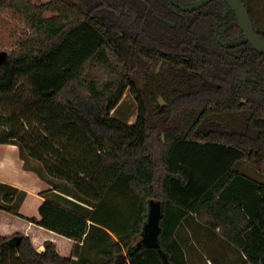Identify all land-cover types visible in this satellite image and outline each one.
Returning a JSON list of instances; mask_svg holds the SVG:
<instances>
[{
  "label": "trees",
  "instance_id": "1",
  "mask_svg": "<svg viewBox=\"0 0 264 264\" xmlns=\"http://www.w3.org/2000/svg\"><path fill=\"white\" fill-rule=\"evenodd\" d=\"M241 1L264 38V0ZM4 8L37 36L0 64V143H16L25 165L38 161L92 207L45 199L40 217H27L11 188L0 210L73 240L72 252L93 223L117 239L95 263L50 239L38 251L0 222V264H188L174 236L188 213L247 264H264V183L233 169L252 160L264 174V52L241 42L224 0L190 11L170 0H0ZM127 89L132 123L111 114ZM151 198L162 202L158 246L138 244Z\"/></svg>",
  "mask_w": 264,
  "mask_h": 264
},
{
  "label": "crops",
  "instance_id": "2",
  "mask_svg": "<svg viewBox=\"0 0 264 264\" xmlns=\"http://www.w3.org/2000/svg\"><path fill=\"white\" fill-rule=\"evenodd\" d=\"M11 188L15 189L12 205L17 212L27 217L39 218V206L45 199L78 213L86 212L92 207L75 193L72 183L53 177L33 164L25 165L16 143H0V203H3L4 194L11 191ZM0 222H6L13 230L29 235L38 251L43 250V242L50 239L55 242L60 254L72 256L74 259L86 257L95 263L105 261L99 253L100 249L117 239L114 233L93 223L95 225L88 227L87 236L78 242L76 251L72 252L75 246L73 240L45 230L22 217L0 210ZM104 230L109 232L110 237ZM213 231L221 236L217 230Z\"/></svg>",
  "mask_w": 264,
  "mask_h": 264
},
{
  "label": "rangeland",
  "instance_id": "3",
  "mask_svg": "<svg viewBox=\"0 0 264 264\" xmlns=\"http://www.w3.org/2000/svg\"><path fill=\"white\" fill-rule=\"evenodd\" d=\"M40 3L45 0H32ZM37 32L22 17L8 8L0 9V50L8 53L19 47L27 38H35ZM123 122L132 123L137 116V103L127 89L120 102L111 112ZM6 125H3V127ZM28 163L42 169L40 163L29 159ZM233 169L242 175L264 183V174L259 172L252 160L237 159ZM214 228L200 222L194 215L186 214L177 226L174 236L182 244L188 264H247L237 247L214 233ZM223 237V238H222Z\"/></svg>",
  "mask_w": 264,
  "mask_h": 264
},
{
  "label": "water",
  "instance_id": "4",
  "mask_svg": "<svg viewBox=\"0 0 264 264\" xmlns=\"http://www.w3.org/2000/svg\"><path fill=\"white\" fill-rule=\"evenodd\" d=\"M175 6L179 7L183 11H190L197 9L211 0H196L191 4H181L176 0H170ZM229 7H231L236 13L237 22L244 33V38L241 42H249L253 48L258 51L264 52V38L257 35L254 30V26L250 17V14L242 3L241 0H224ZM8 52L6 50H0V64L3 62ZM162 216V202L157 198H151L148 201V213L147 219L144 224V230L141 239L138 244H145L148 246H158L159 245V233L160 218ZM19 239V237H17ZM19 240H17L18 242Z\"/></svg>",
  "mask_w": 264,
  "mask_h": 264
}]
</instances>
